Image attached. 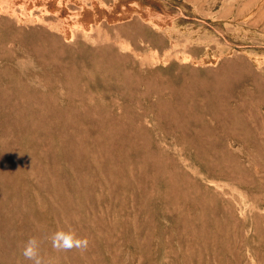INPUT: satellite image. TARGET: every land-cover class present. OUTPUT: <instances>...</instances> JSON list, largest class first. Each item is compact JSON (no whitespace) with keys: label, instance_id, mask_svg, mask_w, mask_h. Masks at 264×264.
<instances>
[{"label":"rangeland","instance_id":"1","mask_svg":"<svg viewBox=\"0 0 264 264\" xmlns=\"http://www.w3.org/2000/svg\"><path fill=\"white\" fill-rule=\"evenodd\" d=\"M30 236L264 264V0H0V264Z\"/></svg>","mask_w":264,"mask_h":264},{"label":"clouds","instance_id":"2","mask_svg":"<svg viewBox=\"0 0 264 264\" xmlns=\"http://www.w3.org/2000/svg\"><path fill=\"white\" fill-rule=\"evenodd\" d=\"M46 239L50 242L52 249L58 253L69 252L73 249L84 252L90 245L89 239L78 235L73 228L57 229ZM21 254L26 260L31 261V264H51V261L41 254L40 240L36 236H30L23 242Z\"/></svg>","mask_w":264,"mask_h":264},{"label":"bare ground","instance_id":"3","mask_svg":"<svg viewBox=\"0 0 264 264\" xmlns=\"http://www.w3.org/2000/svg\"><path fill=\"white\" fill-rule=\"evenodd\" d=\"M187 60V59H186ZM183 61H184V59H183Z\"/></svg>","mask_w":264,"mask_h":264}]
</instances>
